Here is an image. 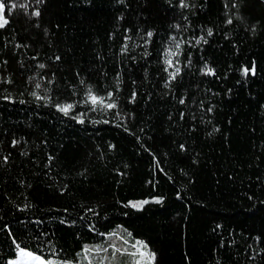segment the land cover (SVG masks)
Returning <instances> with one entry per match:
<instances>
[{"label": "trees", "instance_id": "16d2710c", "mask_svg": "<svg viewBox=\"0 0 264 264\" xmlns=\"http://www.w3.org/2000/svg\"><path fill=\"white\" fill-rule=\"evenodd\" d=\"M0 3V264H264V0Z\"/></svg>", "mask_w": 264, "mask_h": 264}, {"label": "rangeland", "instance_id": "374dc122", "mask_svg": "<svg viewBox=\"0 0 264 264\" xmlns=\"http://www.w3.org/2000/svg\"><path fill=\"white\" fill-rule=\"evenodd\" d=\"M2 15L3 18L6 19L4 9ZM143 245L145 244L143 243ZM131 251L133 253H136L134 257L138 261L132 258H128L125 261H120L117 257L109 255L106 251H102L101 253L98 254V257L90 258V261L88 263L89 264H142V263L151 262L153 260L150 258V254H152L151 251L147 247L144 248L141 245L137 244V242L133 245ZM28 253H30L31 255H28ZM140 253H144V256H141ZM37 257L39 259H36ZM41 262H43V264H50L42 256L24 248L20 249L18 255L10 260V264H41Z\"/></svg>", "mask_w": 264, "mask_h": 264}, {"label": "snow or ice", "instance_id": "6c2138e0", "mask_svg": "<svg viewBox=\"0 0 264 264\" xmlns=\"http://www.w3.org/2000/svg\"><path fill=\"white\" fill-rule=\"evenodd\" d=\"M13 7H15V5H13ZM3 9H4V5H3V3H0V27H4V25L7 23V20L4 19V18H3V15H2ZM34 15L38 16V15H39V12H38V11L35 12ZM229 22H231V21H229ZM209 34H211V33L209 32ZM149 35H151V34L149 33ZM41 67H43V66H41ZM247 71H248V70L245 69V72H247ZM91 99H92V102H93L94 104L97 102V98H96V97H91ZM100 102L102 103L103 101L101 100ZM70 107H71V105H68V106H65L64 108H61L60 110H61V111H64L65 113H67V110H68ZM107 107H108V108H113V107H115V105H114V104H108ZM147 202H148V201H143L142 203H147ZM132 206H133V207H138L139 205H137V204H133ZM137 244H139V245H141L142 247L146 248V245H143V242H139V241H138ZM86 251H88V250H86ZM140 254H141V256H144V253H140ZM28 255H31V254L28 253ZM131 255H136V253H131ZM150 258H151V259H154V254H150ZM36 259H39V258L37 257ZM41 264H43V262H41Z\"/></svg>", "mask_w": 264, "mask_h": 264}]
</instances>
